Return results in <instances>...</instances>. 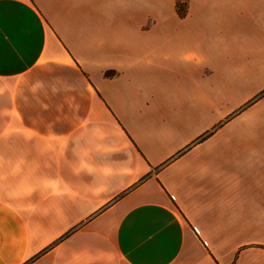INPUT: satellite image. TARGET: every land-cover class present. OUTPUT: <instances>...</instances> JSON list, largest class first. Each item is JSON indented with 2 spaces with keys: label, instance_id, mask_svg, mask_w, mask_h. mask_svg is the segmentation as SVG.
I'll return each instance as SVG.
<instances>
[{
  "label": "crops",
  "instance_id": "crops-1",
  "mask_svg": "<svg viewBox=\"0 0 264 264\" xmlns=\"http://www.w3.org/2000/svg\"><path fill=\"white\" fill-rule=\"evenodd\" d=\"M262 223L264 0H0V264H264Z\"/></svg>",
  "mask_w": 264,
  "mask_h": 264
},
{
  "label": "rangeland",
  "instance_id": "rangeland-1",
  "mask_svg": "<svg viewBox=\"0 0 264 264\" xmlns=\"http://www.w3.org/2000/svg\"><path fill=\"white\" fill-rule=\"evenodd\" d=\"M259 234L263 237L257 239H243V245L241 249L250 247L252 250H257L258 262H264V223L259 227Z\"/></svg>",
  "mask_w": 264,
  "mask_h": 264
},
{
  "label": "trees",
  "instance_id": "trees-1",
  "mask_svg": "<svg viewBox=\"0 0 264 264\" xmlns=\"http://www.w3.org/2000/svg\"><path fill=\"white\" fill-rule=\"evenodd\" d=\"M175 10L179 17H185L188 10V0H175ZM106 75H110V72L106 71Z\"/></svg>",
  "mask_w": 264,
  "mask_h": 264
}]
</instances>
